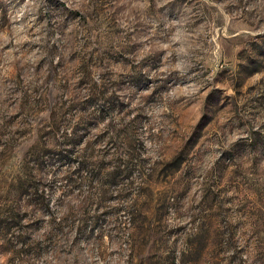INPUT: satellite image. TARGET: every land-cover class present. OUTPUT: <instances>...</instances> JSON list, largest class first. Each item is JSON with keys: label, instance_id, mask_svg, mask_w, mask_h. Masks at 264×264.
Segmentation results:
<instances>
[{"label": "rangeland", "instance_id": "obj_1", "mask_svg": "<svg viewBox=\"0 0 264 264\" xmlns=\"http://www.w3.org/2000/svg\"><path fill=\"white\" fill-rule=\"evenodd\" d=\"M0 264H264V0H0Z\"/></svg>", "mask_w": 264, "mask_h": 264}]
</instances>
